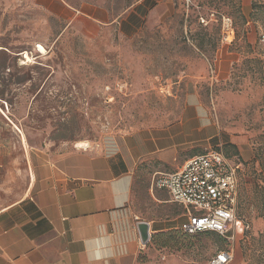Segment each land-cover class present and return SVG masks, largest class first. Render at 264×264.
Masks as SVG:
<instances>
[{
    "label": "rangeland",
    "instance_id": "rangeland-1",
    "mask_svg": "<svg viewBox=\"0 0 264 264\" xmlns=\"http://www.w3.org/2000/svg\"><path fill=\"white\" fill-rule=\"evenodd\" d=\"M0 64V208L23 194L34 154L86 143L134 165L131 207L153 228L140 264L221 251L264 264V0H0ZM159 151L239 166V193L257 199L233 241L180 231L183 211L153 185L168 169L144 156Z\"/></svg>",
    "mask_w": 264,
    "mask_h": 264
},
{
    "label": "crops",
    "instance_id": "crops-1",
    "mask_svg": "<svg viewBox=\"0 0 264 264\" xmlns=\"http://www.w3.org/2000/svg\"><path fill=\"white\" fill-rule=\"evenodd\" d=\"M88 149L31 155L23 194L0 208V264H140L138 225L148 223L150 233L153 228L131 207L134 165L120 153ZM160 153L144 156L161 161L168 169L161 172L179 170L198 156ZM6 169L0 154V173ZM5 181L7 172L0 188ZM176 206L182 225L185 212Z\"/></svg>",
    "mask_w": 264,
    "mask_h": 264
},
{
    "label": "built area",
    "instance_id": "built-area-1",
    "mask_svg": "<svg viewBox=\"0 0 264 264\" xmlns=\"http://www.w3.org/2000/svg\"><path fill=\"white\" fill-rule=\"evenodd\" d=\"M223 30L231 42L235 36L231 19L223 20ZM238 170L223 153L213 151L192 157L179 170L157 173L153 185L184 209L186 221L181 232H214L233 241L238 220ZM233 257L232 251H221L209 264H230Z\"/></svg>",
    "mask_w": 264,
    "mask_h": 264
},
{
    "label": "trees",
    "instance_id": "trees-1",
    "mask_svg": "<svg viewBox=\"0 0 264 264\" xmlns=\"http://www.w3.org/2000/svg\"><path fill=\"white\" fill-rule=\"evenodd\" d=\"M253 9L257 10V6L255 4H253ZM1 64H0V68H1ZM231 147V146H230ZM230 156V155H228ZM245 188H244V185L242 187V192L244 191L245 192ZM256 190V189H255ZM254 190V191H255ZM264 194V192H262ZM257 198H250L245 196L244 194H241V192L239 193V201H238V209H237V212H238V215L239 216H242L243 215V211H244V202L246 201V203H252L253 200H256ZM263 202H264V198H263ZM204 233H207V232H204ZM187 235V234H186Z\"/></svg>",
    "mask_w": 264,
    "mask_h": 264
},
{
    "label": "water",
    "instance_id": "water-1",
    "mask_svg": "<svg viewBox=\"0 0 264 264\" xmlns=\"http://www.w3.org/2000/svg\"><path fill=\"white\" fill-rule=\"evenodd\" d=\"M138 230L141 235V241L143 245H147L148 242L151 240V233H150V226L148 223L141 222L138 225Z\"/></svg>",
    "mask_w": 264,
    "mask_h": 264
},
{
    "label": "bare ground",
    "instance_id": "bare-ground-1",
    "mask_svg": "<svg viewBox=\"0 0 264 264\" xmlns=\"http://www.w3.org/2000/svg\"><path fill=\"white\" fill-rule=\"evenodd\" d=\"M28 60V59H27ZM80 148H87L88 147V144H86V143H80L79 145H78Z\"/></svg>",
    "mask_w": 264,
    "mask_h": 264
}]
</instances>
